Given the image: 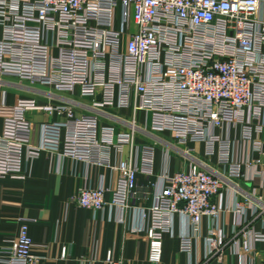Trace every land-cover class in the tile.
Listing matches in <instances>:
<instances>
[{
	"label": "built area",
	"instance_id": "1",
	"mask_svg": "<svg viewBox=\"0 0 264 264\" xmlns=\"http://www.w3.org/2000/svg\"><path fill=\"white\" fill-rule=\"evenodd\" d=\"M5 79L70 98L40 104L22 97L11 106L2 88ZM110 109L144 111L145 128L135 117L127 121ZM31 111L53 119L40 124L39 145L32 141ZM104 117L130 129L119 131L104 124ZM47 126L64 127L62 155L118 170L110 201L104 184L85 186L75 198L96 212L129 207L138 197V176L155 175L156 147L137 144L138 132L172 133L192 162L187 170L164 174L154 185L152 205L138 208L148 220V262L161 264L163 240L173 233L177 215L192 230L181 237L187 254L204 218L216 224L207 239L208 254L196 264H226L229 243L244 260L264 241V231L251 228L247 219L250 208L255 219L264 218V198L235 201L233 209L245 220L227 243L220 228L224 210L214 198L226 183L242 179L247 165L264 175L262 0H0V178L26 177L25 158L40 156ZM232 130L249 146L251 159L233 157ZM193 142L205 144V156L217 157L222 171L194 157L196 150L188 147ZM125 146L130 155L113 166L112 150L123 152ZM7 242L1 263H41L29 220H22L17 236ZM111 257L110 252V262Z\"/></svg>",
	"mask_w": 264,
	"mask_h": 264
},
{
	"label": "crops",
	"instance_id": "2",
	"mask_svg": "<svg viewBox=\"0 0 264 264\" xmlns=\"http://www.w3.org/2000/svg\"><path fill=\"white\" fill-rule=\"evenodd\" d=\"M2 88L7 90V102L11 106L22 97L36 98L40 104L55 103L59 98H70L67 94L57 95L50 88L34 86L15 79H5ZM108 111L127 121H132L135 117L139 127L145 128L147 114L144 111L135 114L132 110ZM28 116L35 123L33 144L39 145L42 138L40 124L53 119L48 114L38 111H31ZM103 123L114 125L119 131L130 129L112 117H104ZM63 128L47 126L45 146L40 156L34 159L25 158V178H0V250L7 245L8 240L17 236L22 220H29V233L36 244L34 253L42 258L40 264H150L148 220L143 218L138 208H149L152 205L154 185L164 174L172 175L180 170H187L192 159L177 148L178 144L172 133L138 132L137 144L150 143L156 147L155 175L150 178L144 174L138 176V197L135 200L131 199L129 207L122 210L108 206L104 211L96 212L80 207L76 203L75 198L80 189L104 184L108 189L106 198L110 201L111 191L119 172L106 165L90 164L62 155ZM230 136L234 145L233 157L251 159V150L247 144L240 141L239 131L232 130ZM188 147L196 150L194 157L215 170L222 171L217 157L205 156V144L193 142L189 143ZM130 149L129 146H125L123 152L113 149L111 156L113 166L127 159ZM257 171L261 172V169L256 170L255 166L247 165L244 177L226 183L220 196L214 198L224 210L220 228L224 231L225 243L245 220L244 216L233 209L235 201L238 198L240 200L251 197L264 198V175H257ZM252 211L250 208L247 213L251 228L264 231V218L255 219ZM216 228L211 219L204 218L201 232L194 240L193 252L187 254L181 250V237L192 230L188 221L177 215L173 233L166 234L163 240L161 264H196L204 260L208 254L207 239ZM239 241L240 249H243L244 238H240ZM226 245L224 254L226 264H264V241L255 243L252 246L253 252L247 254L244 260L231 243ZM64 248L67 250L66 257L62 256ZM110 252L112 262L108 261Z\"/></svg>",
	"mask_w": 264,
	"mask_h": 264
},
{
	"label": "water",
	"instance_id": "3",
	"mask_svg": "<svg viewBox=\"0 0 264 264\" xmlns=\"http://www.w3.org/2000/svg\"><path fill=\"white\" fill-rule=\"evenodd\" d=\"M101 99V95L99 94L98 96H97V100H100Z\"/></svg>",
	"mask_w": 264,
	"mask_h": 264
}]
</instances>
